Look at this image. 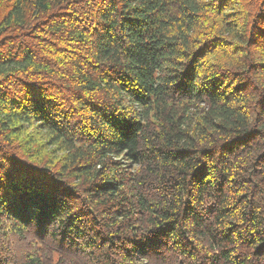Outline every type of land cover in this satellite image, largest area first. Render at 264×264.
<instances>
[{"label": "trees", "instance_id": "obj_1", "mask_svg": "<svg viewBox=\"0 0 264 264\" xmlns=\"http://www.w3.org/2000/svg\"><path fill=\"white\" fill-rule=\"evenodd\" d=\"M0 264H264V0H0Z\"/></svg>", "mask_w": 264, "mask_h": 264}]
</instances>
